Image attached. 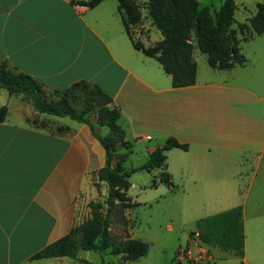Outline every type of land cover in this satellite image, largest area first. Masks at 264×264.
Returning <instances> with one entry per match:
<instances>
[{
	"label": "crops",
	"instance_id": "1",
	"mask_svg": "<svg viewBox=\"0 0 264 264\" xmlns=\"http://www.w3.org/2000/svg\"><path fill=\"white\" fill-rule=\"evenodd\" d=\"M76 1L0 0V63L53 89L80 80L100 85L121 112L125 140L142 144L148 158L169 137L188 144L167 150L158 169L160 181L169 172L173 185H167L181 193L189 233L200 218L235 207L244 221V255L203 241L209 258L201 264H264V33L240 43L244 64L217 69L197 62L195 84L174 87L156 58L134 47L118 0L87 10ZM147 1L137 0L147 25L140 40L149 47L163 36L147 18ZM26 102L0 88V107H8L0 121V264L92 263L79 252L76 258L31 257L90 217V202L107 195L97 176L105 149L87 123L68 116L52 115L62 132L32 124ZM131 229L124 239L138 238ZM151 249L124 264L145 261Z\"/></svg>",
	"mask_w": 264,
	"mask_h": 264
},
{
	"label": "trees",
	"instance_id": "2",
	"mask_svg": "<svg viewBox=\"0 0 264 264\" xmlns=\"http://www.w3.org/2000/svg\"><path fill=\"white\" fill-rule=\"evenodd\" d=\"M100 1L90 0L87 4L92 8ZM118 1V11L134 47L147 56L156 58L164 71L171 75L174 87L195 84L198 70L197 61L193 56L195 45L206 54L211 67L228 69L246 62L240 43L249 40L254 34L264 33V3L257 4V11L248 23L236 20L235 0H224L214 16L210 7H202L199 0H148L145 6L147 18H150L152 26L157 28L163 37L155 45L146 47L130 32V25H137L144 19L142 6L137 0ZM44 86L33 76L11 69L7 62L0 63V88L6 89L10 94H21L39 113L68 116L90 126L93 135L106 152V162L98 170L97 176L99 181L107 183L108 193L104 201L90 202V217L74 226L63 237L36 252L31 258H76L79 250H109L114 255H121L125 261H134L146 255L150 249L149 242L131 237L123 241L116 239L110 230L111 216L117 208L125 211L136 205L128 196L131 172L161 168L165 165L167 150L187 149L188 144L169 137L160 147L149 153V158L144 164L127 169L124 161L133 152V144L125 140V130L118 123L120 110L110 106L112 96L100 85L80 80L67 88L55 89L62 93V97L57 101H48L45 98ZM77 90H82L85 94L82 102L67 99V92L76 93ZM93 110L98 112L99 125L108 128L107 134H98L89 118ZM7 113V105L1 106L0 121L5 120ZM30 121L36 126L41 122L38 117ZM118 145L126 148V151L117 153ZM161 180L173 185L169 172H162ZM196 227L191 236L198 233L205 243L220 246L240 257L244 255L245 231L241 207L200 218L196 221ZM172 264H180L176 262L175 255Z\"/></svg>",
	"mask_w": 264,
	"mask_h": 264
},
{
	"label": "rangeland",
	"instance_id": "3",
	"mask_svg": "<svg viewBox=\"0 0 264 264\" xmlns=\"http://www.w3.org/2000/svg\"><path fill=\"white\" fill-rule=\"evenodd\" d=\"M199 1L202 7L209 6L210 12L214 16L224 0ZM235 3L236 20L249 23V19L257 11V4L264 3V0H235ZM143 23L144 21H141L137 25H130V32L136 40H140L141 35H147V25L142 27ZM233 26L235 27L236 24ZM157 35L158 33L154 32L153 38ZM193 41H195L194 37ZM194 57L201 67L209 66L206 55L198 47L194 50ZM44 90L45 98L48 101H57L62 97V93L55 91L53 88L44 86ZM65 95L72 102H75V100L82 102L85 94L82 90H77L76 93L67 92ZM26 104L27 106L30 104L31 109L33 108L31 119L36 117V115L40 117L41 122L39 126L53 132L65 130L64 125L57 121L58 119H54L57 117H53L47 113H36L34 111L35 107L29 101ZM66 118L67 120H71L70 117ZM89 118L94 123L99 135H105L109 132L107 127L99 125L98 112L96 110L90 112ZM141 146L142 144L134 143L133 152L124 161V166L127 169L138 167L148 160V156L144 154ZM124 151H126V148L117 146V153ZM160 172L161 170L158 168L151 171L137 170L131 172L129 177L131 186L128 190V196L136 205L129 210L130 219L125 215V211L119 208L111 216L110 230L116 239L123 241L131 225V230L135 233L136 237H142L150 243V247L152 246L151 253L145 261L142 259V261L131 262L130 264H172L174 252L169 256V249L175 243L186 245L190 229L193 227L191 222H188L191 215L184 208L181 199H179L181 193L173 190L165 182H161ZM154 180L157 181L156 186H153ZM106 196L97 199L104 201ZM78 252L80 256L92 259V263L81 259L79 264H124L125 261L123 258H120V255H114L109 250L102 252L79 250Z\"/></svg>",
	"mask_w": 264,
	"mask_h": 264
},
{
	"label": "built area",
	"instance_id": "4",
	"mask_svg": "<svg viewBox=\"0 0 264 264\" xmlns=\"http://www.w3.org/2000/svg\"><path fill=\"white\" fill-rule=\"evenodd\" d=\"M78 1V2H77ZM75 6L80 10L90 8V0H77ZM148 138H150L148 136ZM204 242L200 239L199 234L195 233L189 237L186 245H180L175 253L176 262L180 264H201L202 261L209 258L208 249Z\"/></svg>",
	"mask_w": 264,
	"mask_h": 264
}]
</instances>
